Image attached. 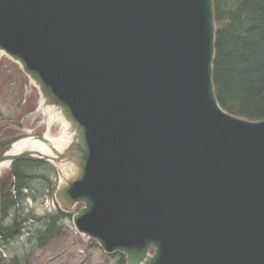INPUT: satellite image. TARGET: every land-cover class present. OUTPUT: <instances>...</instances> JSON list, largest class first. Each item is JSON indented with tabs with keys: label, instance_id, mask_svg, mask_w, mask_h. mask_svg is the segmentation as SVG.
Returning <instances> with one entry per match:
<instances>
[{
	"label": "water",
	"instance_id": "water-1",
	"mask_svg": "<svg viewBox=\"0 0 264 264\" xmlns=\"http://www.w3.org/2000/svg\"><path fill=\"white\" fill-rule=\"evenodd\" d=\"M212 1L0 0L30 116L65 124L0 166L51 162L76 229L127 264H264V119L219 106Z\"/></svg>",
	"mask_w": 264,
	"mask_h": 264
},
{
	"label": "trees",
	"instance_id": "trees-1",
	"mask_svg": "<svg viewBox=\"0 0 264 264\" xmlns=\"http://www.w3.org/2000/svg\"><path fill=\"white\" fill-rule=\"evenodd\" d=\"M214 18L213 83L217 99L223 109L234 115L263 119L264 0H214ZM44 164L23 157L1 176L2 245L28 232L27 243L43 247L63 230V212L43 216L25 206L24 190H32V177H39L34 169L43 168L47 172ZM42 180L45 188L48 182ZM39 196L42 194H34L33 201L36 202ZM32 247L9 253L6 257L0 255V264H33ZM120 263L124 264L123 255Z\"/></svg>",
	"mask_w": 264,
	"mask_h": 264
},
{
	"label": "rangeland",
	"instance_id": "rangeland-1",
	"mask_svg": "<svg viewBox=\"0 0 264 264\" xmlns=\"http://www.w3.org/2000/svg\"><path fill=\"white\" fill-rule=\"evenodd\" d=\"M40 103L38 88L14 63L0 58V119L11 121L0 123V141H8L16 135L27 137L48 134L52 138H59L62 133L58 120H50L49 114L44 112L30 116L37 111ZM19 123L21 126L18 125ZM34 170L39 177H32V190L39 191L45 186L42 176H47V172L43 168ZM53 181L55 182L54 176ZM57 206L55 201L54 204L51 201L48 204L39 201L35 211L42 215L46 212H54ZM63 220H65L63 231L61 230L60 234L46 246L37 247L32 244L33 242L27 243L25 237H20L11 241L6 250L9 253H16L30 249L33 245V264H118V254L114 256L105 254L97 243L84 240L76 232L71 216Z\"/></svg>",
	"mask_w": 264,
	"mask_h": 264
},
{
	"label": "bare ground",
	"instance_id": "bare-ground-1",
	"mask_svg": "<svg viewBox=\"0 0 264 264\" xmlns=\"http://www.w3.org/2000/svg\"><path fill=\"white\" fill-rule=\"evenodd\" d=\"M61 125H62V128H63V130H65V124H64V122L62 121L61 122ZM27 145V142H26V140L24 141V142H18L15 146H14V150H22V149H24V145ZM34 147L35 148H40V146H38L37 144H35L34 145Z\"/></svg>",
	"mask_w": 264,
	"mask_h": 264
}]
</instances>
